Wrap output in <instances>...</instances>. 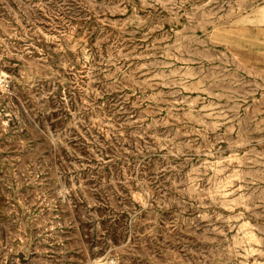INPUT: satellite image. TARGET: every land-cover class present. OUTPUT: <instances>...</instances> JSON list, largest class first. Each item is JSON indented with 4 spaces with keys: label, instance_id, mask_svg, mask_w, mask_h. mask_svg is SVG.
Segmentation results:
<instances>
[{
    "label": "rangeland",
    "instance_id": "374dc122",
    "mask_svg": "<svg viewBox=\"0 0 264 264\" xmlns=\"http://www.w3.org/2000/svg\"><path fill=\"white\" fill-rule=\"evenodd\" d=\"M0 264H264V0H0Z\"/></svg>",
    "mask_w": 264,
    "mask_h": 264
}]
</instances>
